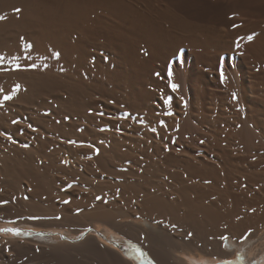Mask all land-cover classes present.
Wrapping results in <instances>:
<instances>
[{"label": "bare ground", "instance_id": "bare-ground-1", "mask_svg": "<svg viewBox=\"0 0 264 264\" xmlns=\"http://www.w3.org/2000/svg\"><path fill=\"white\" fill-rule=\"evenodd\" d=\"M0 16V229L24 233L0 232V264H141L129 243L156 264H264V0H0Z\"/></svg>", "mask_w": 264, "mask_h": 264}, {"label": "snow or ice", "instance_id": "snow-or-ice-1", "mask_svg": "<svg viewBox=\"0 0 264 264\" xmlns=\"http://www.w3.org/2000/svg\"><path fill=\"white\" fill-rule=\"evenodd\" d=\"M20 11H21L20 9H16V12H20ZM3 19H4V17L0 16V20H3ZM234 27H239V25H234ZM248 39L252 40L253 37L249 36ZM6 59H7L6 57L0 56V66H2L3 62ZM221 63H223V62H221ZM15 68H16L17 71L22 70L20 64H16ZM172 76H173V72H172L171 68H169V70H168L169 81H171ZM224 78H225V76H224L223 68H221V79L223 80ZM171 88H172L173 91H176L178 89V85L175 84V83H171ZM19 90H20L19 85H17L16 88H15V91L18 92ZM0 92H3V89H0ZM13 98L14 97L11 94L3 95V101H5V102L11 101ZM233 99H236L235 93L233 94ZM2 106H3V104H0V107H2ZM13 123H18V121H13ZM29 127H31V126H29ZM8 139H11V137H8ZM70 143L75 144L76 142L75 141H70ZM88 147H91V145H88ZM97 152H98V150H97ZM69 187H71V185H69ZM25 198H27V197H25ZM96 199L100 200L102 198L101 197H97ZM3 203L6 204L7 201H4ZM63 203L68 204V203H70V201L65 200V201H63ZM173 227H175V225H173ZM0 232L5 233V234H9L10 233V234H12L14 236H20V235L24 234L18 228H2V229H0ZM191 235H192L191 233H188V237L189 238L191 237ZM244 238L247 239V235H245ZM221 239L222 240H227V237L222 236ZM132 251L135 253L136 257L141 261V264H154V262L151 259L148 258L147 254L141 248L136 247V248H133ZM221 264H234V262L231 261V260H224V261L221 262Z\"/></svg>", "mask_w": 264, "mask_h": 264}, {"label": "rangeland", "instance_id": "rangeland-1", "mask_svg": "<svg viewBox=\"0 0 264 264\" xmlns=\"http://www.w3.org/2000/svg\"><path fill=\"white\" fill-rule=\"evenodd\" d=\"M228 56V54L227 55H224L222 58H224V57H227ZM260 156H261V160L262 161H264V152H260ZM263 157V158H262ZM264 165V164H263ZM30 230H33V229H30ZM33 231H35V230H33ZM54 232L55 234H59V233H63V231H60V230H56V231H53V230H49V231H47L46 229H38V230H36L35 232H40V233H43V232ZM109 238V239H108ZM105 239H107V240H109V241H111V240H113V239H110V237H105ZM121 247V248H120ZM136 247H139V248H141L140 246H137V245H135V244H125V245H122V246H119V248H117V247H114L116 250H118L123 256H125V258H128L130 261L134 258V259H136L137 257H136V255H135V253L132 251V249L133 248H136ZM125 248V249H124ZM145 253H147L143 248H141ZM40 251H38L37 253H39ZM133 253H134V255H133ZM147 256H148V258H150L152 261H153V259L150 257V255L147 253ZM131 257V258H130ZM224 260H231V261H233L234 262V264H245V261L247 262V258H246V256L242 253V252H236V255L235 256H233V257H231V258H227V259H224ZM224 260H217V262L218 263H220L221 264V262L222 261H224ZM69 261V260H68ZM136 261H138V263H141V261L137 258V260ZM59 262H61V260H58V259H50L49 258V256L45 259V260H43L42 261V264H58ZM154 262V261H153ZM155 263V262H154ZM19 264H21L20 262H19ZM59 264H62V263H59ZM156 264V263H155Z\"/></svg>", "mask_w": 264, "mask_h": 264}]
</instances>
